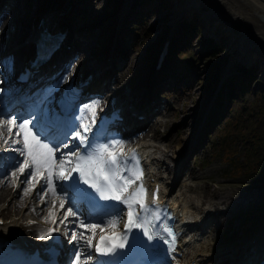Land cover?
I'll use <instances>...</instances> for the list:
<instances>
[{
    "label": "snow or ice",
    "instance_id": "obj_1",
    "mask_svg": "<svg viewBox=\"0 0 264 264\" xmlns=\"http://www.w3.org/2000/svg\"><path fill=\"white\" fill-rule=\"evenodd\" d=\"M98 107V100L83 105L80 122L76 123V117L69 119L64 102L58 112L38 99L31 106L28 119L0 118V141L4 145L0 151L11 150L22 157L14 162L8 182L25 184V195L39 186L41 203L50 202L53 208L59 203V213L48 212L47 219L53 227L42 230L37 238L52 239L60 231L59 225H65L70 217L75 218L76 229H83L72 230L69 242L77 247L69 264H114L121 250L151 252L161 240L171 247L176 239L172 229L162 223L155 194L151 202L147 199L143 170L134 150L122 151L124 145L119 139L102 138L99 130L91 138L87 135L96 122ZM6 115L0 113V117ZM60 181L70 183L58 184ZM81 205L90 209L87 219L94 222L85 223L80 218ZM125 217L121 231L119 224ZM100 257L109 259L102 261Z\"/></svg>",
    "mask_w": 264,
    "mask_h": 264
},
{
    "label": "rangeland",
    "instance_id": "obj_2",
    "mask_svg": "<svg viewBox=\"0 0 264 264\" xmlns=\"http://www.w3.org/2000/svg\"><path fill=\"white\" fill-rule=\"evenodd\" d=\"M90 1L94 2L92 6L93 9H95V12H91L84 21L92 26L96 25L97 32H99V37L104 38L105 36V38L108 40V34L113 29V13L116 9L117 3H119L120 0ZM135 1L140 4V0ZM141 1L143 2V5L137 12L138 14L143 12L142 16H144L142 18L144 21L139 18V22H135V17L133 22L125 25L124 36L119 42L118 49H116V52L119 51V53L116 55V59H121L122 56H124L123 64L120 68H118V70L114 71L113 77L115 80L123 81L125 79L119 78V75L122 71L127 70V78L132 77L133 80L131 83L134 84L136 90L140 89V85L145 84L154 66L156 54L153 53L154 57L151 56L150 59H147L145 49L147 46H149L151 43H155L157 40V42L160 40L158 44H164L165 42L164 36L166 31L161 19L164 15H169L171 7L170 2L166 10L162 12V8H159L157 0ZM51 2L52 0H38V10L44 8ZM23 3L24 5H28V9L31 10L30 0H23ZM189 18L190 15L187 18L181 20V24H184L186 20H190ZM196 24L198 25L197 29L200 30V24L198 22ZM5 27L6 26L4 25V30L6 29ZM214 33L215 32L212 34L210 33L209 35L207 34L205 36V42H198V37H191L189 38V41L186 42L185 48H188L193 52L195 56L194 61L198 60L199 63L194 64V68L186 73L187 76L185 78L176 77L173 80V84L177 83V86L179 87V89L176 90V93L172 95V97L175 99V103H168V105H166L164 115H159L158 113L154 115V123H158L155 128L156 141L154 142L158 143L167 154L166 163H169V166L172 168V172H167V174H169V178L164 180H168L166 185L167 189L171 188V192L173 194L180 192L184 188L185 184H189L193 189L192 193L190 191L188 193L191 199L204 200L205 198L202 194L203 188L201 187L205 186L206 184L210 185L212 190H214L213 195H211V197H213L212 200L214 201H221L223 199L222 196H224L228 199V203L231 204V208H233L232 201L235 198H238L236 201V212L234 211L232 214H227V216H221L222 221H220L221 225H219L218 229L213 231L209 237L203 234L197 240L200 241L199 249L201 250V254H210V256L215 254L218 256L225 255L227 256L230 264L232 257L236 255V252L245 244V242H247V238L253 232L262 230L264 228V191H257V189H253V180L248 173L247 175H243V173L234 171L235 165H233V163L235 161H240L242 158L240 156L242 145L238 146L235 157L230 159H227L226 157L223 159L222 157V154L224 153V144L228 143V139H230L231 135L229 127L226 126L225 128V124H221V122H224L228 116L227 111H224V114L219 119V122L210 128V130L202 135L197 134L196 140L199 141L197 148L196 150L188 153L187 160L189 157L193 158L190 161H186L183 167V172L175 182H173L175 174V168H173L174 159L172 160L170 158V156H174L176 151L177 154H184L187 151V142L190 140L195 128L198 126L197 123L202 119V116L198 117V104L205 97L207 98L210 96L212 86L215 82L213 81V75H211V78L207 77L205 81L206 74H208V70H210V67H208V64L205 62V53L207 51L206 46L209 43L208 41L216 44L218 49L219 46H221V49L218 51L222 52V54L220 58H213V62L215 64L217 62L218 64L219 61L225 58L227 46L220 42L217 33ZM160 37L162 38L159 39ZM185 48L183 49L184 51ZM181 51L182 49L177 51L178 56L180 55ZM178 56L176 57L173 53V55L170 57V60L168 61V66L170 68L175 65V72L179 71V73H181L182 69L180 67V61H183V59L181 58L180 60ZM224 66H226L225 63L221 64V71L224 69ZM167 71L171 72L170 69ZM164 73H166V71H164ZM127 82L128 81H126V83ZM230 82V80L224 82V86L227 87L231 85ZM183 84L186 86V88L181 87ZM255 85L256 83L252 84V91L255 90ZM218 101L219 100H217V103ZM150 135H152V133H150ZM229 148L233 149V142H231ZM230 156L233 155L231 154ZM189 166L193 168L195 176L185 183V180L188 178L187 172ZM2 180L3 179L0 180V183ZM9 188L10 183L8 182L7 190L2 194L0 200L5 197L6 193L9 191ZM10 193L11 192H9V194ZM30 194H32V191ZM215 195H219L217 199H214ZM21 196L15 199L20 201L24 194L22 197ZM3 202L4 201L1 203ZM21 202L24 203L23 199ZM40 204L41 202L37 198L35 199V204L33 207L35 208ZM8 205L11 206L10 204ZM25 205L26 204H24V207L27 208L28 205ZM11 213L12 212L10 210H7V216H1L4 220H6L8 216L11 215ZM23 214L25 213L23 212ZM39 221L42 222V220ZM48 221L49 220L46 219L44 222L47 224ZM247 221H250L251 223L250 226L245 227ZM27 234L29 237H33L34 235L30 232ZM213 241H217L216 247L212 246ZM229 255H231V257Z\"/></svg>",
    "mask_w": 264,
    "mask_h": 264
},
{
    "label": "bare ground",
    "instance_id": "obj_3",
    "mask_svg": "<svg viewBox=\"0 0 264 264\" xmlns=\"http://www.w3.org/2000/svg\"><path fill=\"white\" fill-rule=\"evenodd\" d=\"M131 1V0H130ZM171 2V10L169 15L171 14L173 20H175L179 25L180 21L187 18L190 15V20H193L197 17L199 14L200 16V25L204 26L203 33L205 35L212 34L213 31L218 34V39L220 42L224 43L227 46V51L231 55V57L234 58H242L241 61L247 62L248 56L254 57L256 60L259 57L264 58V0H170ZM59 3V7L57 11L53 10L54 6H57ZM30 9L24 11V7L20 9V13L22 14L20 18H18V22L15 24V29L13 33L10 35L11 41L13 43L17 44V48L22 50V42H23V35L26 30H30L32 20L31 18L37 17L41 18L42 16H45L48 18L49 22H55L57 19V14H59L60 21L58 23V27L62 28L64 30L67 29V35L65 38V43L70 46L69 53L74 51H80L83 49L86 50H92L94 45L98 42H101L103 45L107 42V38L99 37V32H97L96 25H90L87 22H82L77 25L78 20V9L81 4H84L86 8H88L89 3L87 0H55L54 3H50L46 6L44 10L40 9L38 10V0H30ZM121 2L117 3L116 9L113 13V24H112V31L108 34L109 37H111L109 43L105 46L104 49L108 48V57L115 59L116 54L115 50L118 49L119 39H121L124 36L125 33V25L132 21L133 17L137 13V8L134 4L126 8L124 14L119 13L118 9L120 7ZM6 7V16L7 18L9 16L16 17L13 14V8L11 5L7 2V0H0V13L5 12L1 6ZM123 14V15H122ZM75 17L76 20L72 21V18ZM167 17V15H164L161 21L163 22L164 19ZM27 20V21H26ZM26 21V22H25ZM72 22H75V24H72ZM130 23V22H129ZM5 22L3 21L1 24V28L4 26ZM82 25V26H80ZM173 25H176L173 23ZM0 28V29H1ZM178 30L180 28L178 27ZM215 34V33H214ZM177 35L182 36L183 33H179ZM10 44L8 43V47ZM103 49V50H104ZM68 51H65L67 54V62H70L69 67L73 65V60L75 61V58L73 57L75 54L71 53L68 54ZM94 54H96V51H94ZM102 58V57H101ZM99 56L97 58H93L90 60V65L88 64V67L85 68V72H92L93 68L97 69L100 73V75H97L93 73L92 81L89 83V85L98 86V83L105 87L108 79L106 76V73H104V67H102L99 63ZM256 61L253 62L255 64ZM109 65V64H108ZM116 66V65H115ZM114 66V68H115ZM229 69V67H226L224 69V73ZM163 70L159 69L154 73H150L146 84L143 85L146 88L147 92L141 91L138 95V100L145 104L139 105V110L144 112L146 115L148 113H151V108L147 107L149 104L148 98L152 96V93L155 92L163 85V79L162 76ZM107 72V71H106ZM262 74L264 76V70L262 69ZM127 71H124L121 73V75H126ZM100 81L105 82V84L100 83ZM110 81V80H109ZM132 87L134 88V84H132ZM134 89L131 90V92ZM226 94H228V90L226 91ZM121 98H124V96H121ZM130 98V97H129ZM127 102H123L125 105L129 104ZM134 106V104H133ZM138 109V108H137ZM211 107L208 108L210 110ZM147 138V135L146 137ZM199 142L196 140V143ZM194 143V144H196ZM136 148H139L143 150L146 154L150 156V163H151V173H153L151 176L157 178L156 181H158L159 186L161 185L162 191H160L161 198L165 201H168L171 204V207L178 213H181L186 219H189V224L195 223L196 226L193 229L192 237L194 239L193 243L195 242V236H199L203 234V231H205L206 223L207 221L215 222V220H219V213H223L224 211L222 209H219V206L224 205L227 202V198L222 196V200H212L214 190L210 187V185H206L201 187L203 188V196L204 200H192L187 196L188 189L190 186H186L182 192H180L177 195H173L171 193V190H165V187L167 183L163 181L165 171L171 173L170 169L168 167L164 168L165 159L167 158V154L164 150L159 148L158 145L154 144L153 142L143 140L140 143H137ZM177 156V151L174 154V158ZM169 157V156H168ZM183 159V158H182ZM178 167V171H176V178L179 177V173L183 169V163L180 161ZM193 175V170L189 171V176L191 177ZM11 176V175H10ZM10 176L8 178H10ZM169 177V174H168ZM8 178L6 181L2 180L0 185V197L2 194L7 190L8 186ZM14 179V178H13ZM23 180V177L21 178ZM167 181V180H166ZM25 184L20 183L17 192L13 194H9L10 190L6 193L5 197H3L0 200V203L6 199V201L11 205L8 207V210L12 212L14 216H12L7 222H4L3 225H0V240L3 238L11 241H16L12 234L13 232L18 231L19 229L25 230L23 233H32L34 235H39L40 232L44 229L41 228V226H35V220H42L45 221L48 216L49 211L57 210L59 211V204L55 205V208H53V205L49 202L47 204L41 203L40 205H37L35 207V211H32L34 208L33 205L35 204V199H37L36 195H25L24 189ZM24 194V196H23ZM23 196L20 201H18L19 196ZM202 196V197H203ZM219 195H215L214 199H217ZM27 203L28 207L23 208L24 204ZM21 205V206H20ZM1 207V205H0ZM20 207V208H19ZM236 207V206H235ZM12 209V210H11ZM5 209H0V214L5 213ZM218 211L216 214L215 212ZM23 212L25 214H23ZM59 213V212H58ZM17 216V217H16ZM32 217L33 219H31ZM32 220V222H31ZM31 222V223H30ZM39 223V222H36ZM45 223V222H44ZM38 243L41 241L38 239ZM48 241V240H46ZM260 241L264 242V238H262ZM217 241H214L213 244L216 245ZM35 244L36 246H38ZM191 242L190 243H183L180 246V253L182 262L181 264H213L211 262V259L209 258H197V256L200 255V252L193 251L196 255H192L191 252H189V248H191ZM242 250L238 251L236 254L241 253V256L247 255V246L246 244L241 248ZM188 251L189 254L185 255L184 253ZM189 256V259L187 261H183V258ZM205 256V255H204ZM242 258V257H241ZM217 257L213 261H215ZM228 260L226 258H223L219 263L214 262V264H227Z\"/></svg>",
    "mask_w": 264,
    "mask_h": 264
},
{
    "label": "trees",
    "instance_id": "obj_4",
    "mask_svg": "<svg viewBox=\"0 0 264 264\" xmlns=\"http://www.w3.org/2000/svg\"><path fill=\"white\" fill-rule=\"evenodd\" d=\"M158 6L163 7L164 0H158ZM197 26L193 22L186 24V30L190 36L196 32ZM206 47L205 62L210 70L206 74L205 81L207 77L211 78V75L215 79L220 61L215 64L212 59L220 58L222 54L218 51L221 48L218 49V46L211 41ZM153 49L154 46L151 44L148 48L149 58ZM184 60L188 72L194 68L195 63H199L198 60L194 61L195 56L188 48H185ZM241 72L242 76L232 82L234 86L237 85L238 87V99L233 101L230 118L226 125L232 134V139L228 141V145L232 141L235 143L234 149L229 154L234 155L239 144H241L240 156L242 159L235 163V170L243 173V175L248 173L253 182L264 189V81H256L257 89L252 91V82L255 78L254 71L241 67ZM228 150L229 146L225 152H228Z\"/></svg>",
    "mask_w": 264,
    "mask_h": 264
}]
</instances>
